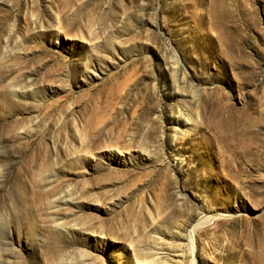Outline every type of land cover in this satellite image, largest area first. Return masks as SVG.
<instances>
[{
  "label": "rangeland",
  "instance_id": "rangeland-1",
  "mask_svg": "<svg viewBox=\"0 0 264 264\" xmlns=\"http://www.w3.org/2000/svg\"><path fill=\"white\" fill-rule=\"evenodd\" d=\"M216 1L0 0V264H264V0Z\"/></svg>",
  "mask_w": 264,
  "mask_h": 264
},
{
  "label": "bare ground",
  "instance_id": "bare-ground-1",
  "mask_svg": "<svg viewBox=\"0 0 264 264\" xmlns=\"http://www.w3.org/2000/svg\"><path fill=\"white\" fill-rule=\"evenodd\" d=\"M217 7L219 9L218 12H216L215 14L212 13L213 12V8ZM205 15L207 16V22L205 24L207 25H210L211 27H213L216 23V18L217 16H223L225 15L224 10L222 8V6L220 5L219 2H217L216 0H210V3L208 5V9L205 10ZM227 13V12H226ZM200 14V13H199ZM204 17V15H203ZM227 17H228V14H227ZM228 19L225 21L224 23V28H225V31H220L218 34L215 35V39L219 40V43L221 45V50L223 51H227L228 52ZM211 30V29H210ZM227 52H224L227 54ZM222 110V109H221ZM225 110V109H223ZM227 112V111H225ZM225 112L224 111H220L219 110V115H220V118L217 119V121H212L210 122L209 124H212L214 125V129L217 130V132L219 131V134L225 139L226 135L224 133V130H226V118H225ZM228 115V114H227ZM176 133V131H175ZM228 143V138L226 137L225 139ZM217 216H211V218H216ZM187 243H186V246H187V249L189 250L188 252L190 254H193V250L191 248V239L187 238Z\"/></svg>",
  "mask_w": 264,
  "mask_h": 264
}]
</instances>
